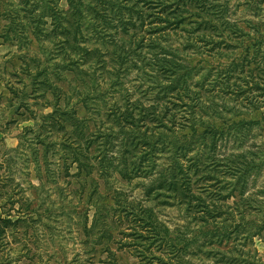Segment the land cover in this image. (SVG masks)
<instances>
[{"label":"rangeland","instance_id":"rangeland-1","mask_svg":"<svg viewBox=\"0 0 264 264\" xmlns=\"http://www.w3.org/2000/svg\"><path fill=\"white\" fill-rule=\"evenodd\" d=\"M67 5L0 0V264H264V0H81L77 40ZM201 113L250 125L190 134ZM240 152L243 194L210 176Z\"/></svg>","mask_w":264,"mask_h":264},{"label":"trees","instance_id":"trees-1","mask_svg":"<svg viewBox=\"0 0 264 264\" xmlns=\"http://www.w3.org/2000/svg\"><path fill=\"white\" fill-rule=\"evenodd\" d=\"M67 2H68V5H67L66 12H67V18L69 16V20H67L69 28H68V32L65 34V38H67V39L71 38L72 40H77V39H79V36L77 34L79 32V24H81V17H83V14L80 11V9H81V5H80L81 4V0H77V3H75L74 0H67ZM16 8H18V7H16ZM28 15H30V12H28V14L26 16H24V18L28 17ZM22 23L30 24V22H28L26 20L22 21ZM15 24H16V22L13 25L10 24L8 26V28H9L8 30L9 31L12 30V32L14 33V31L16 30L15 27H14ZM128 55H129V53H126V55H125L126 58L128 57ZM127 67L128 66H126V68ZM127 69H129V68H127ZM223 81L224 80H220L218 85L221 86L224 83ZM235 86H236V88H235V90H236L239 87V85L235 84ZM206 101H209V100L206 99L204 101V104L209 105V103H207ZM131 104H134V102H132ZM201 114H202V116H200V117L198 116L197 118H194V120L191 121V126H190V129H189L190 130L189 131L190 134L197 133V136H199V134H201L203 132H208L209 136H215V133L218 132L219 134H222L224 131H226V130H228L230 128H234L235 130H240L242 128V126H244V129L246 130L249 127V125H250V123L246 122L245 120H241V119H235V118H232V117L225 118L224 116H219L218 118H216L214 116L213 119H211L212 118L211 116L206 118L208 115L206 116L205 113H201ZM170 121H172V120H170ZM77 122L80 123V120H78ZM123 123H124L123 121H119V122H117L115 124L119 125V124H123ZM225 123H229V124L227 126H224ZM123 126H125V125L123 124ZM158 126H160V125H158ZM115 128H116V125L111 126L110 127V131L107 134L104 133L101 136L102 139H101L100 143L98 144V148H99L98 150H99V153H100V156H99L100 158L98 159V164L101 165V168L107 169V168L111 167V163L108 161L107 158H110L112 156V154H111L112 153V149H113L112 144L117 138V130H115ZM197 128H199V130H197ZM87 129L88 128H84V126H81V128L78 130V133L80 134L79 137H81V139H83V137L85 136L84 134L87 131ZM129 135H130V132H129ZM170 135L168 134V136H170ZM218 136H220V135H218ZM123 152H124V149L120 151V153H121L120 161L122 163V167L125 168V169H129L130 168L132 170V174L131 175H136V174L140 173V174H143V175H146V176H153V175H155L157 173V169L159 168V165L157 163H155L154 161L149 162V165L146 166V167H149V169L145 168L143 171H139L138 169L137 170L135 169L134 160H131L132 159L131 156L130 157H126ZM208 152H209V149H208ZM208 152H207V156L205 157V159L208 158ZM229 160H231V161L230 162L226 161V165H228V166H225L226 169L221 167L222 170H219L218 174H214V172H213V174H210V176L215 181H217V183H221L223 181V179H224L223 175L227 174L228 176H231V175L234 174V171H236L237 173L235 175H237V177H236L237 182L234 184L233 189L236 190V192H238L237 194H243L245 192V190H246L245 189V185L247 183V180H245V178L248 179V176H249V173H250L249 172V173L246 174V171H247V169L249 167L248 162H251V164H253V161H252L253 159H252V157L246 158L244 156V153L240 152V154H238L237 157L233 156V158H230ZM263 160H264L263 158L259 159L256 162L257 166H260V164H262ZM208 165L210 166V164H208ZM118 166H120V162H118V163L116 162L115 166L113 167V172L114 171L115 172L118 171V168H119ZM237 167H239V168H237ZM217 168H219V167L215 166V169H217ZM235 168H237L238 171L235 170ZM160 169H163L165 171V173H163V175H162V177H164L166 172L169 169H172V165H170V164L169 165H164ZM239 171H241L240 174L238 173ZM178 184H179V187L176 188V186H178ZM182 185L185 187V185H188V181L186 183L182 182ZM157 187H158V183L155 184L153 188H157ZM153 188H150V189H153ZM171 188H173L174 190L177 189V190H175L176 193H178V189H183L181 187L180 183L178 182V180H176L175 184L172 183ZM201 189L205 190L206 188H201ZM216 192L219 193L220 189H217ZM237 194H235V196ZM244 200H246V202H249L247 196L244 198ZM123 203H125V196L122 193V196L119 198L118 201H116V205L120 206V208L124 210L125 214L131 213V217L134 218L135 214H133L132 212L128 211L125 208ZM260 203L261 202H259L256 206L255 205H250V207H252L255 210H257L258 207H259L258 205ZM199 210H202V208L199 209ZM2 214H4V215H2ZM7 214L8 213H6L5 211L1 212V214H0V228L2 230L5 229V227H6L5 225L6 224L10 223V220L8 218H6ZM233 214H234L233 209H228L227 210L228 218L232 217V219H231L232 224H228V225H226V227H229V228L234 227L235 229H237V228H240L241 225H242V229H245V231H248V228H245V226L247 224H250L252 222V219L251 218H249V219L245 218L244 217V213L239 212L238 213V219L234 220V218H236V217ZM140 219H142V218H140ZM137 221H139V220H137ZM237 221L239 223H237ZM14 222H16V221H14ZM226 222L227 221H225V223ZM145 223H147V222H145ZM225 223H224V225H225ZM260 231L264 232V227H261ZM254 233L255 232H252L249 235L252 237L254 235ZM255 234H257V233H255ZM161 237H163V236H161ZM167 238H169V237L167 236ZM138 253H139L138 255L140 256L141 253L140 252H138Z\"/></svg>","mask_w":264,"mask_h":264}]
</instances>
